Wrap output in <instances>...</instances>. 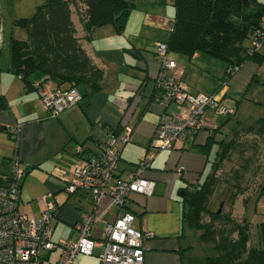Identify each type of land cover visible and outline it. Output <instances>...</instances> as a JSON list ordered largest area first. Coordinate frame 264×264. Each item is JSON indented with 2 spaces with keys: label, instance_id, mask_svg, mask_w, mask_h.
<instances>
[{
  "label": "crops",
  "instance_id": "crops-1",
  "mask_svg": "<svg viewBox=\"0 0 264 264\" xmlns=\"http://www.w3.org/2000/svg\"><path fill=\"white\" fill-rule=\"evenodd\" d=\"M151 4L159 7L158 10H144L135 3L121 33L106 25L94 30L87 39L77 10L72 6L76 37L103 72L101 89L90 92L78 87L81 100L55 118L41 106L37 89L26 87L19 75L7 70L8 57L6 65L1 67L0 95H3L6 107L0 109V170L8 172L9 160L15 150L9 129L18 126L17 152L25 172L20 183L19 210L37 216L47 202L56 200L60 209L53 223V234L62 226L67 229L66 238L76 241V224L83 213L92 209L86 191L78 190L74 194L65 191L72 164L79 162L82 156L95 153L101 142L121 131V126H130V139L122 147L117 165L119 175L125 178L151 151L150 141L160 116L173 115L180 109L174 102L167 106L161 104L154 87L159 69L155 57L156 43L168 38L175 9L169 0H155ZM262 26L264 28V19ZM169 57L182 68V80L189 92L219 93L224 102L235 109L231 117H215L206 111V129L179 138L172 148L155 152L143 173L155 183L153 194H132L129 203L136 205L137 209L130 208L128 203V209L135 216L134 227L153 233V237L145 242L148 246L144 253L145 264H194L188 254L194 248L191 238H198V233L194 234L183 223V190L189 189L193 181L201 183L209 173L217 144H213L207 153L201 148L211 134L215 135V140L227 138L235 126L242 125L238 118L235 121L238 108L247 100L251 109L246 95L259 88L260 83L254 78L263 77L258 76L259 66L249 61L221 88L225 72L222 61L198 53L188 57L169 52ZM43 79V75L35 73L31 80L39 82ZM252 96L256 98V94ZM115 212L116 208H113L108 220ZM102 228L103 222L94 224L91 236L100 241ZM257 244L263 245L259 237ZM101 250L99 245L90 255L77 254L74 262L99 264ZM212 251H207V255L210 256ZM51 253L45 254L48 257L40 264L51 260ZM207 255L199 257L201 264H205ZM57 260L58 256L50 263Z\"/></svg>",
  "mask_w": 264,
  "mask_h": 264
},
{
  "label": "trees",
  "instance_id": "trees-1",
  "mask_svg": "<svg viewBox=\"0 0 264 264\" xmlns=\"http://www.w3.org/2000/svg\"><path fill=\"white\" fill-rule=\"evenodd\" d=\"M169 1L175 9V16L168 38L162 42L166 43L168 52L188 57L194 53L204 54L222 61L225 72L221 88L245 63L252 61L260 66L264 62V40L259 50L248 52L253 34L257 30L264 31V1ZM72 6L77 10L87 39L94 30L106 25L121 33L135 3L129 0H45L29 17L14 20L13 25L23 30L25 37L16 38L13 34L9 37L7 70L19 75L26 87L34 88L35 82L31 79L35 73H40L44 76L43 80H51L59 88L83 87L90 92L101 89L103 72L86 54L76 37L71 18ZM254 81L264 86V78H254ZM157 96L160 100L159 91ZM5 107L4 97L0 95V109ZM249 134L264 135V118L248 126H235L227 138L215 140V135L211 134L201 148L207 153L213 144H217L211 169L201 183L196 181L192 183V189L183 190L184 225L199 231V240L211 243V248L216 251V255L205 257V264H264V223L259 231L263 245L251 247L250 223L244 216L240 221L235 219L236 215H230L231 212L223 215L206 207L219 166L229 159L232 150L241 142L239 139ZM9 180V173L1 172L0 184ZM21 180L18 182L19 190ZM235 188L232 192L227 191L226 196L233 210L237 196L242 193L239 185ZM262 193L264 181L256 194ZM57 207L56 218L60 209L58 203ZM204 212L210 216L208 223L202 220ZM220 220H225L229 226L224 224V228H216L213 223Z\"/></svg>",
  "mask_w": 264,
  "mask_h": 264
},
{
  "label": "built area",
  "instance_id": "built-area-1",
  "mask_svg": "<svg viewBox=\"0 0 264 264\" xmlns=\"http://www.w3.org/2000/svg\"><path fill=\"white\" fill-rule=\"evenodd\" d=\"M263 40L264 31L257 30L251 38L248 52L259 50ZM155 57L159 69L154 87L160 92V102L164 106L174 102L180 109L173 115L160 116L150 141L154 152L172 148L179 138L206 129L207 109L219 117L235 113V109L228 106L219 93L188 91L182 80L183 70L169 57L166 43H156ZM35 87L41 106L52 118L82 98L76 87L59 88L51 80L35 82ZM9 131L15 150L9 161L10 180L0 184V264H40L42 259L58 248L60 256L54 264H75L77 254L90 255L99 245L102 247L99 264H145L144 253L148 249L145 242L153 237V233L134 227L135 216L128 209V203L132 194H153L155 183L145 178L143 173L155 153H146L125 178L119 175L117 165L122 147L130 139V126L108 137L99 144L95 153L83 156L71 166V178L65 191L74 194L84 190L90 195L92 203V209L83 213L76 224L78 239L75 242L52 240L53 223L58 211L56 200L47 202L37 216L19 210L18 182L24 176L17 152L19 127L13 126ZM113 208H116V212L108 220ZM99 222H103L100 241L91 236L92 227Z\"/></svg>",
  "mask_w": 264,
  "mask_h": 264
},
{
  "label": "rangeland",
  "instance_id": "rangeland-1",
  "mask_svg": "<svg viewBox=\"0 0 264 264\" xmlns=\"http://www.w3.org/2000/svg\"><path fill=\"white\" fill-rule=\"evenodd\" d=\"M44 1L45 0H0V67H4L7 63L8 41L11 34H13L16 38L25 37L24 31L13 25L14 20L21 17H29L32 15L35 8L44 3ZM129 1L135 2L139 8L144 10L154 8H157L158 10L159 8L151 4V2L155 0ZM169 8L173 9V7ZM169 15L168 9L167 16L169 17ZM154 32L158 33V31ZM163 35L165 37V32H163ZM154 37H156V35ZM258 76L264 78V62L258 68ZM258 86L259 88L257 87V89L250 90L245 98L249 99L251 102V109L249 110V103L246 100L241 106H239L238 112L236 113L235 121L239 119L243 126H248L254 123L257 119L264 118V86L261 84ZM253 94H256V98L252 96ZM254 99L258 102L254 101ZM206 111L210 110L207 109ZM210 112L213 116L219 117L215 115L214 112ZM239 140H241V142H239ZM239 140L238 142L240 144L238 143L236 145V147L232 150L229 159L224 161L223 164L219 166V169L214 175L215 179L212 186L213 190L208 197L206 207L212 211L220 210L223 215L231 212L230 215H236L235 219L240 221L244 215V218L251 225L249 231V245L251 247H260V244L256 245V243H258L259 231L264 223V193L260 195L256 193L264 181V135L249 134L243 136ZM147 153L149 155H153L155 152L151 148V151ZM235 185H239L242 188V193L237 196L233 210L230 207L226 196L228 192H232L236 189ZM192 188L193 185L191 184L189 189ZM220 203H222L221 206ZM129 204L130 208H138L133 203ZM202 214V220L208 223L210 216L206 212ZM213 224L216 228H224V224L226 227L229 226V223L225 222V220L216 221ZM192 232H194V234L198 233V238H191L192 243H194V248L188 255L191 256L194 264H201L202 262L199 257L203 254L207 255V251L209 252L212 249V244L201 242L199 240V231L192 230ZM66 233L67 229L62 226L57 227L53 234V240L61 242L65 239L66 241L68 240L67 242H75V240L67 239ZM212 250L211 255H216V251L214 249ZM57 256L59 258L60 250L52 252L50 254L51 260H46L43 264H51L50 261L54 262Z\"/></svg>",
  "mask_w": 264,
  "mask_h": 264
},
{
  "label": "water",
  "instance_id": "water-1",
  "mask_svg": "<svg viewBox=\"0 0 264 264\" xmlns=\"http://www.w3.org/2000/svg\"><path fill=\"white\" fill-rule=\"evenodd\" d=\"M222 204H220V206H221ZM220 212V210H218V213Z\"/></svg>",
  "mask_w": 264,
  "mask_h": 264
}]
</instances>
